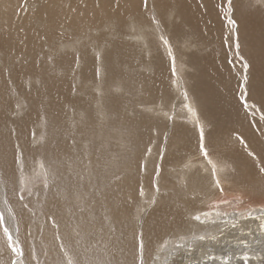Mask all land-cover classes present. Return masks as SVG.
Instances as JSON below:
<instances>
[{"label":"bare ground","instance_id":"bare-ground-1","mask_svg":"<svg viewBox=\"0 0 264 264\" xmlns=\"http://www.w3.org/2000/svg\"><path fill=\"white\" fill-rule=\"evenodd\" d=\"M238 1L242 4L247 0ZM258 2L259 14L255 13L257 17L248 14L245 18H239L237 23L249 37L245 45H241L244 47L242 52H246L248 68L255 72L251 81L253 90L247 91V84L242 91L244 81L238 78V74L242 75L243 66L236 69L237 65L232 66L237 62L234 60V45L228 34L226 0H0V217L8 229L5 233L0 228V253L6 250L1 249L2 245L7 243L9 246L11 237L12 246L17 251L23 250L28 264H35L31 259L38 264H63V260L76 264L78 247L87 250L83 255H78L81 264H120L116 261V241L110 239L113 236L111 228L114 224L115 228L118 226L125 229L133 214L134 197L123 195L122 189L123 185L127 186L138 175H132V161L122 159L120 164L106 167L108 157L116 149L107 144H97L99 151L95 150V142L90 141L86 151L76 144L73 147L75 151L70 154L67 151L66 132L71 130L74 141L85 140L94 134L112 137V133H118L119 137L122 135L128 140L126 143H131L139 131L142 133L139 136L140 144H149L147 148L152 157L155 154L157 156L155 142L158 135L169 138L167 147L163 145L164 157L168 159L166 165L177 164L171 166V170L176 169L171 174L176 175L184 185L186 194H200L196 206L193 205L195 202L192 204L191 197V201L175 199L174 204H163V208L157 213L155 211L157 228L148 222L149 212L145 211L138 221L137 237L142 240L140 251L144 253L149 249L152 241L148 243V237L153 234L154 237L161 236L164 242L174 243L192 235L194 238L190 245H206L205 249L208 244H212L215 235L221 234L215 237L216 242L226 238L228 244H231H225L221 249L211 252L213 254L196 250L194 254L197 256H192L193 259L196 260V257L200 264H232L231 261H236L239 255L236 257L225 248L228 250L231 246H237L240 251L237 254L240 253L243 259L251 260L252 264L260 263L258 258L262 257V253L257 255L254 250L242 252L240 249L242 245L250 243L251 237L259 235V240L253 245L258 246L260 251L264 250V171H261L264 169V131L261 128L258 130L257 125L252 127V119L245 117L247 111L242 105V95L246 90L256 106L264 110V0ZM166 43H172L174 48L170 49ZM205 45L208 46V53L204 49ZM168 51L173 55L169 59ZM171 66L178 73L176 78L172 75V79ZM191 69L193 71L190 73ZM24 78L27 79L22 81ZM178 82L186 87L185 93L182 94L177 88ZM115 84L135 90L139 88L138 100L143 108L149 107L147 114L131 118L128 116V120H125L121 111L123 104L126 106L124 108H128L137 103L134 104V100H129L128 104L120 103L118 98H109L107 94L105 96L109 86ZM96 89L102 94L97 99L93 93ZM74 93H80L81 97L75 98ZM61 99L68 104L69 109L65 110H69L70 118L74 108L82 113L81 117L84 118L80 122L81 126L67 115V119L63 117L65 113L62 116L57 114L63 106ZM84 99L88 103H83ZM66 102L64 106H67ZM177 108H180L179 112ZM180 113L194 116L197 129L202 124L213 127L211 133L208 131L204 136L207 156L200 151V140L193 137L188 126L174 120L165 123V118L177 117ZM96 114L100 119L107 117L109 121L99 118L94 121L92 115L96 117ZM224 131L226 134L221 137ZM231 131H235V134ZM227 134L234 135L229 139L238 143L230 147V143L235 141L226 142L229 147H226L228 151L224 153L219 149L223 140L229 141L225 137ZM214 149L219 150L217 154L213 153ZM135 153L136 159L139 158L141 147H137ZM222 157L233 169L231 183L242 181L245 186L247 183V187L258 189V198L255 195L256 199L251 198V194L247 199L253 209V218H244V213L239 210L238 216L242 219L235 216L233 221L229 218L217 220L215 211L208 210L209 204L232 203L245 198L241 191L235 193L236 190L232 189L229 193L215 189L211 196V187L220 189L223 184L219 186L217 182L223 179L227 181L224 176L229 170ZM163 159L159 162V175L156 169L151 174L146 173L142 180L147 186L155 185L166 191L169 185L168 176L163 172L166 160ZM104 171L108 178L119 171L124 176L121 181L105 185ZM37 175H45L44 186L33 190L30 199L23 201L20 196V179L30 176L36 178ZM95 189L97 192H94ZM85 194L89 198L88 203L85 200L87 207L91 201H97V209L90 219L86 218L84 207L80 206L82 210L79 211V208L73 206L74 199L81 198L83 202ZM170 199L173 201V198ZM91 206L95 209V206ZM205 212L212 215L213 221L194 219L197 216L203 218ZM100 213H104L102 218H107L110 231H106L105 225L96 217ZM54 215H58L57 219ZM67 216L71 219L68 220ZM71 223L81 228V238L76 241L81 246L76 244V247L73 242L75 240L69 239L71 236L65 239L62 233L58 234L59 240L57 237L52 241L49 239L50 230L52 233L59 229L70 232ZM208 233L213 234L211 239H208L209 236L200 239L201 235ZM92 236L96 239H93V248H89ZM240 239H246L247 243L240 242ZM156 251L152 247L151 254L156 255ZM175 251L169 253V256L179 255ZM124 252L123 264H131L133 245L126 247ZM91 253L94 255L91 256ZM218 253L222 259L215 257ZM191 255L193 253L189 257ZM5 258L11 259L7 255ZM170 259L165 258L162 264H171ZM189 259L193 260L191 257ZM146 260L145 264H149ZM153 264L156 263L153 261ZM184 264L192 263L188 261Z\"/></svg>","mask_w":264,"mask_h":264},{"label":"rangeland","instance_id":"rangeland-1","mask_svg":"<svg viewBox=\"0 0 264 264\" xmlns=\"http://www.w3.org/2000/svg\"><path fill=\"white\" fill-rule=\"evenodd\" d=\"M236 1H238V0H234V4H233V0H226V2H227V12H226V22H227V24L229 25V28H228V34L230 35V41L233 43V45H234V49H233V53H234V60H236V62L237 63H234V64H232V66L234 67L235 65H237V66H235V69H236V67H239V68H241L242 66H243V64H245V63H247V58H246V55H245V53L246 52H242L243 50H244V45H245V43H246V41L249 39V37L244 33V31H243V27H240V26H238L237 25V23H238V20H239V18H245V17H247V15L248 14H250V15H252L253 17H257V13H258V5H259V2H258V0H247L246 2H242V4L241 3H239V1L236 3ZM239 4V5H238ZM249 4V5H248ZM244 5V6H243ZM246 5V6H245ZM248 6V7H247ZM237 7V8H236ZM240 7V8H239ZM251 9H250V8ZM235 9H237V10H235ZM235 10V11H234ZM246 11H248V12H246ZM255 11V12H254ZM256 13V14H255ZM259 14V13H258ZM249 16V15H248ZM230 21H234V23H230ZM239 24V23H238ZM239 27V28H238ZM243 31V32H242ZM244 33V34H242V33ZM238 33H240V34H238ZM239 35V36H238ZM244 35V36H243ZM243 37V38H240V37ZM242 39V40H241ZM247 39V40H246ZM241 40V41H240ZM240 41V42H239ZM255 41V38H253V42ZM232 43H231V45H232ZM242 43V44H241ZM167 45H169L168 47L170 48V49H172V48H174L173 47V45H172V43H166ZM239 45V48L238 47H236V45ZM172 45V46H171ZM232 45V46H233ZM241 45H243V46H241ZM242 49H241V48ZM262 47H263V49H264V43L262 44ZM205 51H206V53H208V46L207 45H205ZM193 50H194V48H193ZM165 52H167L166 50H165ZM242 53V54H241ZM167 54V53H166ZM238 54V55H237ZM168 59H169V57H172L173 55L171 54V52H169L168 51ZM176 56H177V54H176ZM244 57V58H243ZM96 59H97V57H96ZM246 59V60H245ZM170 64L172 65V60H171V58H170ZM172 67V66H171ZM174 67H175V63H174ZM174 67H172V68H170L171 70H170V72H171V79H172V77L173 78H176L175 76H177V71L175 70L176 68H174ZM257 67H258V65H257ZM173 69V70H172ZM242 69H243V71L241 72L242 73V75L241 74H238L237 76H238V78H240V79H243V86L245 87L247 84L249 85L248 86V88L247 87H245L246 88V90L247 91H250L252 88H251V85H252V76L254 77V74H255V72H251V69L250 68H247V70H245L243 67H242ZM142 72H143V70H141ZM193 71V69H191L190 70V73ZM250 71V72H249ZM134 72H137L135 69H134ZM239 72V73H240ZM50 73V72H49ZM175 73V74H174ZM238 73V72H237ZM244 73V74H243ZM173 75V76H172ZM60 76V75H59ZM243 76V77H242ZM245 76L247 77V80L245 81ZM57 78H58V76H57ZM249 78H251L250 80H249ZM27 78H24V80H22V81H25ZM250 82H249V81ZM260 82V80H259V78H258V83ZM179 84V86L181 87H179V86H177V88L179 89V91L181 90V92H182V94L183 93H185V91H186V87L184 86V85H182V83L181 82H178ZM246 83V84H245ZM33 84H34V82H33ZM260 84V83H259ZM182 85V86H181ZM117 86V87H116ZM120 86H122V87H120ZM110 88L108 89V92H105L104 94H105V96H106V94H107V96H109V98L110 97H115V98H118V100H119V102L120 103H127L128 104V101L129 100H134V104L135 103H137V105L135 104L134 106H131V107H128V108H124V107H126L124 104H123V106L124 107H122V109H121V111H122V114L124 115V116H122L124 119L126 118H128V116L131 118V117H134V116H137V115H145V114H147V112H148V109H149V107H144L143 108V106L142 105H140L141 104V102L138 100V96H140V89L139 88H137L138 90H135L136 88H127V87H123V85L121 84V85H117V84H115V85H113V86H109ZM121 89H120V88ZM171 88H172V86H170ZM169 87V88H170ZM183 87V88H182ZM123 89V90H122ZM126 89H128L127 91H126ZM176 89V88H175ZM122 90V91H121ZM126 92H125V91ZM185 90V91H184ZM246 90H244V92H243V98H242V100H243V102H242V105L244 106V108H245V104H247V108H245L246 109V115H245V117L248 119V120H251L252 122H251V125H252V127L254 126H258V130H260V128H261V130H263L264 131V110L262 111V107H259V106H256L257 104H255V101L254 100H252V98L250 99V97L247 95V91ZM253 90V89H252ZM74 91V90H73ZM129 91H130V93H129ZM75 92V91H74ZM123 92V93H122ZM133 92V93H132ZM137 92H138V95H137ZM93 93L95 94V98L98 96H101L102 94H100V91L98 90V89H96V92H95V90L93 91ZM132 93V94H131ZM136 94V95H134L133 96V94ZM75 95H76V93H74ZM116 94V95H115ZM129 94V95H128ZM72 95V96H71ZM75 95H73V94H70L69 96H71V97H75ZM248 96V97H247ZM78 97L80 98L81 97V95H80V93H77V95H76V97L75 98H77L78 99ZM97 97V98H98ZM135 97V98H134ZM178 97V96H177ZM96 98V99H97ZM239 98H240V95H239ZM247 98V99H246ZM61 100H63V99H61ZM85 100V99H84ZM62 102V101H61ZM64 102H66V100L64 101L63 100V106H64ZM131 102V101H130ZM254 102V103H253ZM83 103H88L86 100H85V102H83ZM244 103V104H243ZM65 105H67V106H62V107H60L61 105H59V103L57 104V106L58 107H60V109L62 108L63 109V112L61 111V110H58L57 111V114L58 115H63L64 113H65V115L63 116V117H65L66 119H67V117H69L68 116V111L69 110H65V109H67L68 108V104H67V102H66V104ZM95 106V105H94ZM242 106V107H243ZM66 107V108H65ZM59 109V108H58ZM69 109V108H68ZM65 110V111H64ZM178 110H180V108H177V112H179ZM67 111V112H66ZM73 111V113H77V115H79V116H77V115H75V114H73L72 113V115H71V118H70V120H75L74 122L76 123V124H78V125H80L81 126V124H80V122H82L83 120H82V118H84V117H81L82 116V113H80V111L78 112L77 110H75V108H74V110H71V112ZM93 111H95V109L93 110ZM125 113H124V112ZM165 112H167V110H164ZM61 112V113H60ZM134 112V113H133ZM139 113V114H138ZM247 113L249 114V115H247ZM253 116H252V115ZM66 115H67V117H66ZM74 116V117H73ZM197 117H199L200 115H196ZM248 116V117H247ZM97 117V118H96ZM96 117H93V115H92V118H94V121L95 120H97L98 121V118H99V116H97V114H96ZM105 116H103L102 117V119H100V120H103V121H105L106 120V122H108L109 120H108V118L106 117V119L104 118ZM104 118V119H103ZM129 118V119H130ZM167 118H168V120H167ZM167 118H165L164 120H166V122L165 123H168V122H172L173 120L174 121H177V122H180V123H183L185 126H188L189 128H190V130H192L191 132H192V135H193V137L194 138H196V140L198 139V140H200V137H201V135H203V137L206 135V133L208 134L209 132L208 131H210V133H211V131H212V129H213V127L210 125V126H208L207 127V125H205V124H202V126L199 128V129H197L195 126V121H194V116H192V115H189V114H186V113H180L179 114V116H177V117H167ZM254 118V119H253ZM125 119V120H126ZM128 120V119H127ZM72 121V122H73ZM168 121V122H167ZM79 122V123H78ZM102 122V121H101ZM100 122V123H101ZM229 128H227L226 130H228ZM225 130V129H224ZM225 130V131H226ZM232 130V129H231ZM223 132V133H221V137H223V135L224 134H226V132ZM235 132V131H234ZM234 132H232L231 131V133H233V134H235ZM127 133H128V131H127ZM127 133H125V135H128ZM130 133V132H129ZM137 133H139V135H136L134 138H132V141L133 142H131V143H126V142H128V140L127 139H124L123 137H122V135H121V137H119V135H118V133L117 134H113L112 133V137H111V135H106V137H104V136H101V137H99V136H97L96 134H94V135H91V136H88L89 138H87V139H90L91 137V139L90 140H88V141H86L87 139H85L84 140V138L83 139H80V140H73V137L71 136V130H69V131H67L66 132V137H67V139H68V146H67V151L71 154V153H73L75 150L73 149V147H75V145L77 144L78 146H80L81 147V149H83L84 151H86V148L87 147H89L90 146V144H91V142H95L96 143V145H95V150L97 151H99V149H98V147H97V144L98 145H100V146H102V145H109L110 147H113V149L114 148H116L115 150H113V153L111 154V156H109L108 157V159H107V165H106V167H113V166H116V164H120L121 162H120V160L122 161V159H124V160H128V162H131L132 161V169H131V171H132V175L134 176V175H138L137 176V178L136 179H134L130 184H128L127 186H124L123 185V189H122V192H123V195H125V196H127L128 198L129 197H131V196H133L134 197V207H133V214L130 216V218H129V220H128V223H127V225H126V227H125V229H123V228H121V227H116L115 228V226H114V224H113V226H112V230H111V234L113 235H111L112 237H110V239L113 241H116V245L117 246H115V250H116V252H115V254H116V261H118V263H120V264H123L124 262H125V258H123V255L125 256V252H124V250H125V248L126 247H128V246H131V245H133V247H134V253H133V257H132V259H131V264H145V260L150 264V263H152L153 264V261L156 263V264H159V263H164V261H165V258H167V257H171V259H170V263L171 264H184V263H187L188 261L190 262V263H194V264H197L198 263V259L195 257V259L196 260H194L193 258L194 257H192V256H197V254H194V253H196V250L197 251H202V252H207V253H210V254H213V253H211V252H213V251H215V250H219V249H221L225 244H228V239H222V240H220V241H218V242H216L217 240H215V237L216 236H221V234H217V235H215L214 237H213V234L211 233V235H210V233H208V234H204V235H201L203 238L204 237H208V239H211L212 237H213V239L214 240H212L211 242H212V244H208L207 245V249H205L206 248V245H203V246H196L195 247V245L192 247V245H190V243H191V240H193V238H194V236H188V237H184V238H182V239H180L179 241H177L176 243H174V242H171V241H168V242H164V241H162L163 239H160V237H154V234L152 235V237H148L149 238V240H148V243H150L151 241V243L153 244H151L148 248V250H146V251H144V253H142L140 250H141V246H142V240L140 239V238H138L137 237V234L139 235V229H138V227H139V224H138V221L140 220V217L144 214V212L146 211H148L149 212V215H148V222L149 223H151V224H153L156 228H157V226H158V224H157V212H158V210L159 209H161V208H163L164 206H163V204L165 205V204H174V202L177 200V201H180V200H187V199H189L190 201H191V198L193 199L191 202H192V204L193 205H195L196 206V201L199 199V197H200V194L199 193H192V194H186L185 193V187H184V185H182V183L181 182H179L178 181V179H177V176L176 175H172L171 173H173L175 170H171V168L174 166H177V164H172V165H166V163H167V161H168V159H166L165 157H164V151H163V148H164V146L163 145H165V147H167V142L169 141V138L166 136H164L163 135V137L161 136V135H158V137H157V134L155 133L154 134V132H152L151 131V134H153V135H155L156 137H157V141L155 142V146H156V148L155 149H157V150H155L156 152H157V156H155L154 155V157H152L153 155H151V154H149V148H147L148 146H149V144L147 143V144H142V146H141V144L140 143H142L141 141H139V139H141V137H139L140 135L142 136V133L141 132H139V131H137ZM228 133V132H227ZM73 135V134H72ZM95 135H96V137H95ZM115 135V136H114ZM108 136V137H107ZM118 136V137H117ZM76 137H78V136H76ZM99 137V138H98ZM226 139H229V138H231V137H234V135H231V134H227L226 136ZM97 138V139H96ZM206 138V137H205ZM204 138V139H205ZM108 139V140H107ZM159 139V140H158ZM135 140V141H134ZM137 140V141H136ZM81 141H82V143H81ZM91 141V142H90ZM158 141H160V142H158ZM234 142L235 140L233 139H229V141H225V140H223V143L222 142H220V143H222L221 145H222V147H221V149H219L220 151L221 150H223V152L224 153H226L227 151H228V149L226 148V147H233L234 145H237V143L238 142H234V143H230V145L228 146V143L229 142ZM81 143V145H80V143ZM84 142V143H83ZM226 142H228V143H226ZM79 143V144H78ZM157 143H158V145H160V146H158L157 145ZM162 143V144H161ZM102 144V145H101ZM111 144V145H110ZM119 145V146H118ZM137 145V146H136ZM135 146V147H134ZM143 146H145V147H143ZM150 146H153V145H150ZM154 146V147H155ZM158 146V147H157ZM70 147V148H69ZM117 147L119 148V150L117 149ZM124 147V148H123ZM137 147H141V151H142V154H141V156H139V158H137L136 159V153H135V151L137 150ZM121 149V150H120ZM135 149V150H134ZM148 150V152H147V150ZM227 149V150H226ZM210 150V149H209ZM218 150V151H219ZM230 150V149H229ZM72 151V152H71ZM218 151H216L215 149L213 150V153L214 154H217L218 153ZM126 152V153H125ZM208 152V151H207ZM217 152V153H216ZM145 154V155H144ZM148 154V155H147ZM163 154V155H162ZM207 155H208V153H207ZM206 155V156H207ZM147 156V157H146ZM149 156V157H148ZM151 156V157H150ZM166 159V160H164V159ZM164 160V165H165V167H163V172L165 173V174H167V180H168V185H169V187L167 188V190L165 191V190H162V189H160V188H158L157 186H155L154 187V185L151 187V186H147V185H145L144 184V182H143V177L146 175V173H148V174H151V173H153V172H155L156 171V169H157V165H159V162H161V160ZM166 161V162H165ZM222 161L224 162V164H225V166L227 167V169L229 170L228 172H227V174L224 176V178H226L227 179V181H225L224 179L222 180V181H218L217 183L219 184V186H220V184H223V187H221L220 186V189L218 188V187H211V192H212V194H211V196L214 194L213 192L215 191V189H218L217 191H220V192H222V191H224V192H222V193H229V192H231L232 190H236L235 191V193H238V192H240V193H243L244 194V200L242 199V200H240V201H236V202H229V203H223V204H219V202H218V204L217 203H213V204H209V206H208V208H210V209H208V210H210V212H213V211H215V213H216V219L217 220H222V218L223 219H230V221H233V219L235 220V216H237L239 219H242V218H240L239 216H238V211L239 210H241L243 213H244V218H247L248 219V217H249V219L250 218H253V216H251V214H252V211H253V209H252V207L249 205V203H250V201H249V203H248V197L249 196H252L251 198H253V199H256V197H257V194H258V189H253L252 187H247V183H246V186L244 185L245 184V182L243 183L242 181H240L241 183H238L237 184V182H235L236 184H234V183H231V180H230V178H232L231 176L234 174V172H233V169H232V167H231V165L229 164H227V162L223 159V157H222ZM115 162H117V163H115ZM114 163V164H113ZM135 164H137V166L135 167ZM161 165V164H160ZM172 166V167H171ZM250 167H251V165H250ZM251 168H253V167H251ZM255 168V167H254ZM171 170V171H170ZM232 170V171H231ZM143 173V174H142ZM260 173V171H259V169H258V174ZM255 174H257V170L255 169ZM122 176H124V173H121L120 171L115 175V176H112V177H107V172L106 171H104L103 172V181H104V183H105V185H109L108 183H111V184H114L115 182H118V181H121L122 180ZM229 177V178H228ZM45 175H37V177L36 178H34V177H28V178H25V177H23V178H21L20 180H22V186H21V191H20V196H21V198H22V200L23 201H26V200H28V199H30V196L32 195V193H33V190H38L39 188H41V187H43L44 186V184H45ZM106 180V181H105ZM135 181V182H134ZM229 181V182H228ZM210 182V181H209ZM208 182V185H210L211 184V182L209 183ZM141 183H142V185H141ZM173 183V184H172ZM135 184V185H134ZM175 184V185H174ZM174 185V186H173ZM226 185V186H225ZM237 185V186H236ZM238 185H240V186H238ZM198 187V186H197ZM227 187V188H226ZM234 187H236L235 189H234ZM245 187V188H244ZM247 187V188H246ZM257 187V186H256ZM261 187V186H260ZM139 188V189H138ZM170 188V189H169ZM174 188V189H173ZM178 190H177V189ZM214 188V189H213ZM249 188H252V189H249ZM258 188V187H257ZM137 189V190H136ZM169 189V190H168ZM183 189V190H182ZM230 189V190H229ZM232 189V190H231ZM246 189H248L247 190V192H246ZM175 190H176V192H175ZM214 190V191H213ZM239 190V191H238ZM245 190V191H244ZM257 190V191H256ZM97 192V190L95 189L94 190V192ZM168 191L170 192V193H168ZM250 191H255V192H250ZM175 192V193H174ZM246 192V193H245ZM257 192V193H256ZM174 193V194H173ZM256 193V194H255ZM90 194V193H89ZM169 194V195H168ZM170 194H171V197H170ZM182 194V195H181ZM246 194V195H245ZM252 194V195H251ZM91 195V194H90ZM173 195V196H172ZM256 197H255V196ZM197 196H198V199H197ZM88 196H86V194L84 195V198H83V202H82V199L81 198H79V199H74V202H73V206H74V208H79L80 206H82V207H84L83 208V211H84V214L86 215V218L87 219H90V218H92V214H93V211H95L96 209H97V201L95 202V201H91V203L89 204V206L87 207L85 204V200L87 201V203H88V200L87 199H89V198H87ZM182 197H183V199H182ZM191 197V198H190ZM194 197H196V198H194ZM255 197V198H254ZM143 198V199H142ZM170 198H173V201H172V199H170ZM251 198L249 199V200H251ZM258 198V197H257ZM176 199V200H175ZM180 199V200H179ZM252 199V200H253ZM195 200V201H194ZM209 200H207L206 201V204L208 205V202ZM244 202H245V205H244ZM247 202V203H246ZM160 203H162V204H160ZM242 204V205H241ZM91 205H93V206H95V209L91 206ZM252 205V204H251ZM169 206V205H168ZM221 206V207H220ZM245 206V207H244ZM144 207V208H143ZM155 207V208H154ZM207 207V206H206ZM215 207V208H214ZM243 207V208H242ZM142 208V209H141ZM155 209V210H154ZM78 210V209H77ZM82 209L81 208H79V211H81ZM86 210H88V211H86ZM153 210V211H152ZM157 210V211H156ZM155 211H156V213H155ZM90 212H91V214H90ZM233 212V213H232ZM230 214V215H229ZM233 214V216L232 217H230L231 215ZM104 215V213H100V216H96V217H98L99 219H100V222L103 224V225H105V229H106V231L107 230H109L110 231V229H109V227H108V221H107V218L105 219V218H102V216ZM151 215H152V218H151ZM155 215V216H154ZM133 216V217H132ZM212 215H210L209 213H207V212H205V214L202 216L203 218H201V217H199V220L200 219H208V220H211V221H213V218L211 217ZM229 216V217H228ZM248 216V217H247ZM54 217L57 219V217H58V215H54ZM68 217V220H70L71 218L69 217V216H67ZM242 217V216H241ZM232 218V219H231ZM237 218V219H238ZM72 224L73 223H71L70 224V226L71 227H69V230L68 231H70V232H67V231H62V229H59L58 231H55V232H53L52 233V230H50V232H48L49 234H50V237H49V239L52 241V239L54 238L55 239V237H57V239L59 240V237H58V234L60 233H62L61 235H64V238L66 239V237H68L69 239H71V240H75V241H73L74 243H75V245L77 244L78 246L80 245L81 246V244H79V242H76L77 240H78V238H81V236H79V235H81L80 234V229L81 228H79V226H76V225H74V226H76L75 228H77V230L74 228V226L72 227ZM24 225V224H23ZM107 226V227H106ZM131 226V228H128V227H130ZM153 228V227H152ZM23 229H24V226H23ZM129 229V230H128ZM76 230V232H78V234L76 233V232H74ZM125 230H127L128 231V233H127V231H125ZM131 230H133L134 232H132ZM118 233H117V232ZM66 232V233H65ZM72 232H74V233H72ZM130 232V233H129ZM154 232V231H153ZM65 233V234H64ZM69 233V234H68ZM76 233V234H75ZM133 233V234H132ZM136 235H135V234ZM49 234H48V236H49ZM52 234V235H51ZM68 234V235H67ZM73 234V235H72ZM76 235H77V237H76ZM115 235H116V237H115ZM206 235V236H205ZM200 236V237H201ZM230 236V235H229ZM257 236V237H256ZM256 236H254V237H251L250 238V240H249V242L250 243H247V240L246 239H240V242H242V243H247L246 245L244 244V245H242L243 247H241L240 249H241V251L242 252H249V251H253L254 250V252L257 254V255H259L260 253H262L261 255H262V257L259 259L258 258V261H260V263H258V264H264V250H259V247L258 246H255L254 247V245H253V243H255L256 241H258L259 240V235H256ZM22 237H24V234H23V236ZM230 237H232V238H235V237H237V236H230ZM109 238V237H108ZM151 238V239H150ZM255 238V239H254ZM90 239H92V241L90 240V245H89V248H93L92 247V243H93V241L96 239V237H91ZM94 239V240H93ZM118 239V240H117ZM205 239V238H204ZM229 239H231V238H229ZM253 241H252V240ZM154 240V241H153ZM186 240V241H185ZM226 240V241H225ZM53 241H56V240H53ZM156 241H158V242H156ZM162 241V242H161ZM190 241V242H189ZM252 241V242H251ZM25 243V242H24ZM158 243V244H157ZM164 243V244H163ZM187 244V246H185L186 244ZM22 244H23V242H22ZM229 244H231V242H229ZM228 244V245H229ZM5 245L7 246L8 244L7 243H5ZM5 245H2L1 246V249L3 250V248L4 249H6V250H4V252L1 254L0 253V258L2 259H0V262H3V263H0V264H28L29 262H26L27 261V258H25V256H24V254H23V250H19V251H17V252H15V253H13V251H12V248H10L9 246H7V248H6V246ZM74 245V244H73ZM76 245V247H78ZM83 245V244H82ZM161 245V246H160ZM183 245H184V247H183ZM212 247H210V246ZM83 246H85V245H83ZM146 246V245H145ZM167 246V247H166ZM253 246V247H252ZM147 247V246H146ZM152 247H153V251L155 252V250L157 249V254L156 255H154V254H151V253H153L152 252ZM174 247V248H173ZM181 247H183V248H181ZM190 247V248H189ZM9 248V250H7ZM163 248V249H162ZM176 248V249H175ZM195 248V249H194ZM242 248H245L244 250H242ZM263 248H264V246H263ZM85 250V247H78L77 248V254L79 253L80 254V256L81 255H83L85 252H87V250L86 251H83V250ZM86 249H88L87 247H86ZM155 249V250H154ZM160 249H162V250H160ZM181 249H182V251H181ZM188 249H189V251H188ZM192 249V252L190 251ZM193 249H194V251H193ZM79 250V251H78ZM82 250V251H81ZM91 250V249H90ZM176 250V251H175ZM225 250L226 251H228L229 253L230 252H232L233 254H235V256L236 257H238V255H239V258L236 260V261H231L232 262V264H245V262H246V264H252L251 263V260H248L247 258H245L244 257V259H243V256L242 255H240V253L239 254H237L238 252H240L239 250H238V247L236 246V247H233V246H231V248L230 249H228L227 250V248H225ZM7 251V252H6ZM8 251H9V253H8ZM92 251V250H91ZM150 251V252H149ZM173 251H175L176 253H177V251L179 252V255H177V256H173L172 257V255L171 256H169V253H174ZM187 251V252H186ZM210 251V252H209ZM225 251V252H226ZM19 252V253H18ZM182 252V253H181ZM183 252H184V254H183ZM193 253V255H191L190 257L193 259H191L192 261H190V257H189V255H190V253ZM260 252V253H259ZM11 253V255H9ZM74 253V255H75V252H73ZM165 253V254H164ZM168 253V254H167ZM19 254V255H18ZM78 254V255H79ZM183 255V256H181V255ZM189 254V255H188ZM2 255L4 256L3 258H2ZM6 255H7V258H11L10 260L9 259H6L5 257H6ZM8 255H9V257H8ZM32 255H35L34 253L32 254ZM78 255H75L76 257H77V260H76V264H78V262H79V264H81V262H82V260L78 257ZM91 256H93L94 254L93 253H91L90 254ZM11 256H14V257H11ZM121 256V257H120ZM142 256H145V258H143ZM161 258H160V257ZM164 256H165V258H164ZM222 255L220 254V253H218V254H216L215 255V257H218L219 259H222V257H221ZM175 257V258H174ZM184 258V260H183V258ZM187 257H189L188 259H186ZM208 257H210V256H208ZM150 258H152V259H150ZM183 260V262L181 261V259ZM241 258H242V260H241ZM79 259H80V261H79ZM159 259V260H158ZM179 259V260H178ZM185 259H186V261H185ZM143 260V261H142ZM177 260V261H176ZM246 260V261H245ZM9 261V263H6V262H8ZM31 261L32 262H34L35 264H38L37 263V261H35L34 259H31ZM66 263H65V262ZM173 261H174V263H173ZM22 262V263H21ZM69 262V263H68ZM249 262V263H248ZM75 264V263H71V261L70 260H63V264ZM198 264H200V263H198ZM203 264H205V263H203ZM207 264H211V262H208ZM215 264H221V262H219V263H215Z\"/></svg>","mask_w":264,"mask_h":264},{"label":"snow or ice","instance_id":"snow-or-ice-1","mask_svg":"<svg viewBox=\"0 0 264 264\" xmlns=\"http://www.w3.org/2000/svg\"><path fill=\"white\" fill-rule=\"evenodd\" d=\"M230 23H234V21H230ZM236 47H239V45L237 44ZM243 68L245 70H247V68H248L247 63L243 64ZM246 80H247V77L245 76V81ZM241 87H242V91H243V85H241ZM242 98H243V96H242ZM245 107L247 108V104H245ZM200 151L202 153H204L205 155H207V151H206V148H205V143H204V137H203V135H201V137H200ZM159 168H160V166L157 165V175H159ZM261 171H264V169H261ZM154 187H155V185H154ZM194 219L199 220V217L198 216L197 217H194ZM0 228H3L5 233L8 232V229L6 227H4V222H3V218L2 217H0ZM200 239H203V237L201 236ZM9 247L12 248V251L13 252H16L17 251V249L15 247H13L12 244H11V237H9ZM245 264H246V262H245Z\"/></svg>","mask_w":264,"mask_h":264}]
</instances>
